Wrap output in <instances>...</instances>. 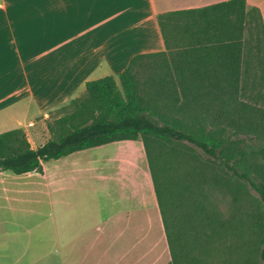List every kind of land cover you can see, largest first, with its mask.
Wrapping results in <instances>:
<instances>
[{
    "label": "trees",
    "instance_id": "16d2710c",
    "mask_svg": "<svg viewBox=\"0 0 264 264\" xmlns=\"http://www.w3.org/2000/svg\"><path fill=\"white\" fill-rule=\"evenodd\" d=\"M157 24L165 50L132 57L117 80L86 82L80 96L50 111L43 145L32 149L21 129L0 133V174L41 173L43 163L78 151L140 141L168 264H215L214 244L229 226L178 168L217 163L216 187L236 200L253 190L256 227L264 228V21L245 0H229L159 14ZM248 257L234 264H252ZM260 258L264 264V249Z\"/></svg>",
    "mask_w": 264,
    "mask_h": 264
},
{
    "label": "crops",
    "instance_id": "0c3cea01",
    "mask_svg": "<svg viewBox=\"0 0 264 264\" xmlns=\"http://www.w3.org/2000/svg\"><path fill=\"white\" fill-rule=\"evenodd\" d=\"M226 1L0 0V133L21 129L27 119L66 105L83 93L86 82L107 76L117 80L136 55L163 52L159 14ZM245 2L247 8H257L264 21V0ZM25 135L32 149L49 138L48 132L39 135L34 129ZM89 150L96 154L87 157ZM114 150L130 158H99ZM142 153L145 156L140 141H120L51 160L49 169L48 162L43 163L41 173L2 172L0 212L18 214L10 217V225L26 235H3L0 264H168L148 165L145 175L155 202H144L140 210L112 203L114 211L100 223L88 222L81 213L87 192L109 195L99 185L107 167L117 163V168H132V157L138 162ZM89 176L95 183L87 187ZM128 195L131 201L133 195ZM120 197L121 203L127 200ZM43 206L49 211V236H29L39 224L23 226L35 220ZM140 217L145 223H139Z\"/></svg>",
    "mask_w": 264,
    "mask_h": 264
},
{
    "label": "rangeland",
    "instance_id": "374dc122",
    "mask_svg": "<svg viewBox=\"0 0 264 264\" xmlns=\"http://www.w3.org/2000/svg\"><path fill=\"white\" fill-rule=\"evenodd\" d=\"M46 113L47 114L40 117L37 116L33 119H27L21 128L24 134L29 133L30 135L33 129L35 133L39 135L40 133H47L46 122L50 111ZM27 138L29 137L27 136ZM106 153L108 154H100L99 158L107 161L113 159L114 162H118L120 159L118 157H124L123 155L125 154L127 158H130L127 152L124 154L114 150L110 153ZM92 154H96V152L89 150L87 157H90ZM136 159L137 156L135 159L134 156L131 159V162L134 164L132 168H117L118 164L114 163L113 167H111L112 164L110 168L107 167L105 169V179L103 181L100 180L99 185L107 188L109 195L99 197L88 192L86 193L84 197L85 210L81 212L85 220L95 223L103 222L107 216L114 211L110 206L112 203L114 206L122 204L126 207H129L131 204L132 207H137V209L140 210L144 202L147 204L151 203V201L155 202L153 192L145 175L147 163L144 153H142V158H139L138 162H136ZM204 160L185 161L183 166L178 168V172L182 174L181 176L185 184L187 183L188 188L191 189V191H189L191 193H203L206 199V204H204L205 207L208 208L209 211L214 212L218 216L220 222L223 221L226 226H229V235L225 233V236L214 244L217 245L213 256L214 263L220 264V262H224L225 264H234L235 261H239V258L240 261L244 260V256L247 255L252 264H263L260 258V252L264 249V228L258 229L256 227L258 221L256 219L257 206L254 200L257 199V194L253 190H248L240 200L234 199L229 192L224 189H219L211 180L214 175L217 178L220 176L217 163L212 164ZM262 162L264 163V161H261V163ZM46 165L49 169L51 162H48ZM86 183V186L90 187L94 185L93 183L95 182L91 180L89 176ZM128 192L133 195L131 201L128 200ZM120 196L126 197L127 200L121 203ZM186 207V204H181L179 207L181 214L187 209ZM167 214L169 215V212H167ZM18 216V214L5 216L3 212H0V243L4 234L9 236L15 234L20 236L26 235L25 233H17L15 227L10 225V217ZM49 219L48 208L43 206L40 211H37L35 220L32 222L27 221L23 227L28 229L31 226L30 223H32V225L34 223L36 225L39 224L36 230L34 228L32 229L31 235H27L48 237L50 233ZM262 222L263 220L261 223ZM139 223H145L142 217L139 218ZM152 236L155 240L157 237L156 231ZM238 264H240V262Z\"/></svg>",
    "mask_w": 264,
    "mask_h": 264
}]
</instances>
